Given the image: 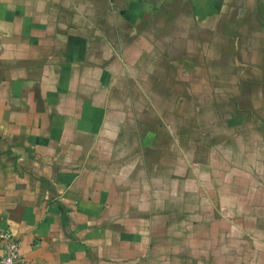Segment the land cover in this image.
<instances>
[{
	"label": "crops",
	"instance_id": "obj_1",
	"mask_svg": "<svg viewBox=\"0 0 264 264\" xmlns=\"http://www.w3.org/2000/svg\"><path fill=\"white\" fill-rule=\"evenodd\" d=\"M177 85L225 124L194 141ZM4 231L25 264H264V0H0Z\"/></svg>",
	"mask_w": 264,
	"mask_h": 264
},
{
	"label": "rangeland",
	"instance_id": "obj_2",
	"mask_svg": "<svg viewBox=\"0 0 264 264\" xmlns=\"http://www.w3.org/2000/svg\"><path fill=\"white\" fill-rule=\"evenodd\" d=\"M191 89L192 88H188V87L183 86V85L174 86L175 94L181 95L182 100L175 103V108H172V111L174 112V116H176V117H180L179 115H182L183 111L185 113L191 112V114H190L191 125L188 126V128L192 129V131L190 130V132L192 133V138L195 141L196 140L195 138H197V136H198L197 135L198 132L203 131L205 129H206V132L207 131L212 132L214 130V128H218V126L220 124L222 125V123H223V125H224L225 124L224 123L225 117L224 116L220 117L219 114L221 113L222 115H226L231 110L227 107L219 109L220 107H222V105L224 103L217 102L214 99L212 100L210 97L209 98L207 97L208 98L207 102H204V99H203L206 97H202L201 101H200V99L196 101V96L193 94L195 92L192 93ZM207 91L211 92L212 94L215 93L214 89H212V91H210V89L208 88ZM202 103H207V104H205L204 110H202V108H201V112L204 111L206 115H202L201 112L198 113V106ZM227 105H229V104H227ZM244 107L246 108V104H244ZM240 108H241V106H240ZM175 121L177 122V119ZM206 134H207L206 139L208 140V138L211 136V134L210 133H206ZM222 151H224V154L227 156V154H228L227 149L226 150L223 149Z\"/></svg>",
	"mask_w": 264,
	"mask_h": 264
},
{
	"label": "built area",
	"instance_id": "obj_3",
	"mask_svg": "<svg viewBox=\"0 0 264 264\" xmlns=\"http://www.w3.org/2000/svg\"><path fill=\"white\" fill-rule=\"evenodd\" d=\"M0 238L5 243L3 254L0 256V264H25L19 254V242L12 233L4 231L1 233Z\"/></svg>",
	"mask_w": 264,
	"mask_h": 264
}]
</instances>
